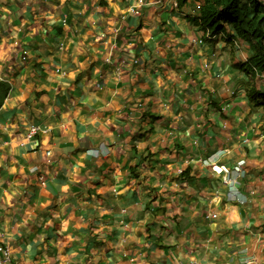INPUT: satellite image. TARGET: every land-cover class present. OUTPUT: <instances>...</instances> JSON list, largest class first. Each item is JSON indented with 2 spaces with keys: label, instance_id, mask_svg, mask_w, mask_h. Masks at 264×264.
Here are the masks:
<instances>
[{
  "label": "crops",
  "instance_id": "obj_1",
  "mask_svg": "<svg viewBox=\"0 0 264 264\" xmlns=\"http://www.w3.org/2000/svg\"><path fill=\"white\" fill-rule=\"evenodd\" d=\"M174 4L0 0L13 263L264 264V110L247 97L264 73L239 67L247 43L193 25L200 0ZM239 161L231 189L211 166Z\"/></svg>",
  "mask_w": 264,
  "mask_h": 264
},
{
  "label": "trees",
  "instance_id": "obj_2",
  "mask_svg": "<svg viewBox=\"0 0 264 264\" xmlns=\"http://www.w3.org/2000/svg\"><path fill=\"white\" fill-rule=\"evenodd\" d=\"M186 1L177 0V6ZM193 25L208 37L225 34L228 39L247 43L251 54L239 67L251 76L255 72L264 73V0H200L199 16ZM8 91L0 83V107ZM247 97L264 110V92L250 89Z\"/></svg>",
  "mask_w": 264,
  "mask_h": 264
},
{
  "label": "built area",
  "instance_id": "obj_3",
  "mask_svg": "<svg viewBox=\"0 0 264 264\" xmlns=\"http://www.w3.org/2000/svg\"><path fill=\"white\" fill-rule=\"evenodd\" d=\"M140 4H142V1H139ZM175 7H177V4H174ZM132 13H134V9L130 10ZM39 132V128L36 126H31L28 130V134H27V138L31 139L33 137H35ZM98 151L96 150H90V154L95 156L97 155ZM46 156L49 155V153L47 152L45 154ZM205 165H209L208 162H204ZM211 166V165H210ZM212 170L215 171L217 174L220 175L221 177V182L223 185L230 187L231 189L233 188L234 184L236 183V181L240 178L244 176V162L243 161H239L233 169H228L225 166H215L212 165L211 166ZM33 172H36L37 169L33 168L32 170ZM40 181L42 183L43 179L40 178ZM211 216H206V218H210ZM215 217V216H212ZM251 261L249 259H245L244 260V264H250ZM0 264H15L12 262L11 259V253L9 251V249L7 247H0Z\"/></svg>",
  "mask_w": 264,
  "mask_h": 264
}]
</instances>
